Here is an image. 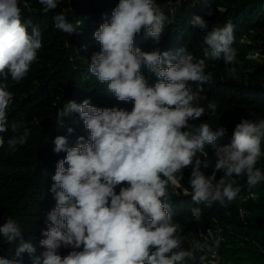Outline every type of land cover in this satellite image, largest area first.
Masks as SVG:
<instances>
[{
	"label": "clouds",
	"instance_id": "1",
	"mask_svg": "<svg viewBox=\"0 0 264 264\" xmlns=\"http://www.w3.org/2000/svg\"><path fill=\"white\" fill-rule=\"evenodd\" d=\"M38 3L47 14L60 0ZM24 10L34 11L29 0H0V148L7 145L11 153L28 143L31 129L9 122L14 101L9 79L15 84L24 80L43 47L39 26L24 21ZM53 20L68 36L82 23L70 22L64 12ZM167 20L157 0H119L110 19L93 33L100 50L88 61L90 74L106 84L117 101L132 102V110L101 109L88 99L80 104L70 101L57 110L58 124L78 113L88 140L81 136L75 146H69L65 136L53 141V151L66 156L51 176L56 205L47 213L45 238L39 241L45 251L36 256L34 244L24 239L19 223L9 216L0 225V237L16 246L15 258L0 257V264H22L24 253L32 264H218L221 229L215 234L209 229L207 238L203 233L185 234L173 218L171 200L179 194L177 189L190 195L197 205L190 208L191 216L199 222V205L232 202L242 191L241 178H246L249 190L264 182V170L257 167L264 157V119L242 118L231 142L223 146L216 141L225 136L224 127L190 123L217 111L215 101L202 104L208 100L204 85L214 83L213 73L206 71L208 59L222 58L230 66L229 76L239 78L237 65L243 64L232 47L235 25L228 21L209 31L207 21L192 18L191 25L205 33L203 58L186 48L172 55L158 47L143 51L134 46L142 32L159 45ZM142 67L158 82L149 86ZM67 131L72 134L73 129ZM205 145H211L214 161ZM189 167L190 191L181 183ZM209 168L210 175L205 171ZM217 173L223 175L217 179ZM61 249L70 251L61 255Z\"/></svg>",
	"mask_w": 264,
	"mask_h": 264
},
{
	"label": "trees",
	"instance_id": "2",
	"mask_svg": "<svg viewBox=\"0 0 264 264\" xmlns=\"http://www.w3.org/2000/svg\"><path fill=\"white\" fill-rule=\"evenodd\" d=\"M119 0H60L57 9L44 14L38 0H29V12L24 10V21L39 26L43 47L38 60L33 63L28 76L19 84L9 79V90L14 93L13 104L9 108V122H21L31 129L29 141L19 147L15 153L0 148V225L11 216L24 234L36 247V256L45 249L39 241L45 237L42 232L47 228V213L56 201L50 188L51 176L55 174L56 164L66 156L65 152L55 153L53 143L57 136H65L69 146H75L79 137L88 140L89 133L78 113L63 118V124L56 121L57 110L70 101L77 104L85 99L98 108H119L131 111L132 102H119L109 92L106 84H101L89 72L90 57L100 50L93 38L99 26L110 19ZM168 17L165 31L159 45H154L150 37L143 32L136 37L135 47L150 51L158 47L161 52L176 55L179 49L186 48L193 55L203 58V37L199 28L191 25L194 16H200L208 22L209 31L223 26L228 21L235 25V43L238 60L243 64L238 68V79L229 76L228 67L220 60L208 59L206 71H211L214 83L204 85V95L218 105L215 116L206 115L190 122L199 124L209 122L213 128L224 127V137L216 143L219 146L229 144L235 125L241 119H264V0H157ZM211 11L213 14L208 15ZM61 12L70 22L81 21L77 32L68 36L54 26L53 17ZM31 32V27L28 29ZM89 61V62H88ZM149 86L157 78L141 69ZM73 129L69 134L67 129ZM22 130V129H21ZM11 133L9 132L8 135ZM7 139V136H6ZM209 159L214 161L211 145H205ZM67 168V165H65ZM257 167L264 170V157ZM206 174L210 175L212 168ZM191 167L184 169L182 185L189 188ZM223 173H217V179ZM246 178H241V193L232 202L221 206L218 202L212 207L201 204L202 217L199 222L191 216V207H195L191 196L179 193L172 197L171 212L174 220L179 221L184 233H192L203 238L208 230L215 234L221 229L223 236L218 251V264H264V182L249 190ZM171 190V189H170ZM255 193V198L250 196ZM15 245L7 244L0 237V257L14 259ZM70 249H61L66 255ZM211 259V256H210ZM22 264H32V258L23 254Z\"/></svg>",
	"mask_w": 264,
	"mask_h": 264
},
{
	"label": "rangeland",
	"instance_id": "3",
	"mask_svg": "<svg viewBox=\"0 0 264 264\" xmlns=\"http://www.w3.org/2000/svg\"><path fill=\"white\" fill-rule=\"evenodd\" d=\"M177 1H180V0H177Z\"/></svg>",
	"mask_w": 264,
	"mask_h": 264
}]
</instances>
